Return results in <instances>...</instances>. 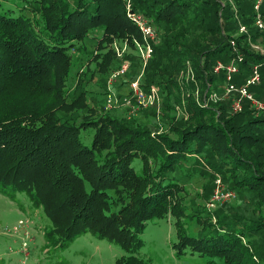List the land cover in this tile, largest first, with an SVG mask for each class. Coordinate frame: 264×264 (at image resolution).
Instances as JSON below:
<instances>
[{
	"label": "trees",
	"instance_id": "1",
	"mask_svg": "<svg viewBox=\"0 0 264 264\" xmlns=\"http://www.w3.org/2000/svg\"><path fill=\"white\" fill-rule=\"evenodd\" d=\"M130 1L156 28H175L190 16L200 25L213 22L207 30L218 38L214 47L200 51L199 74L207 75L216 60H237L238 54L243 58L237 61L235 85L245 82L253 66L264 71V55L241 46L245 36L220 31L233 18V6L249 23L255 14L246 13L253 1ZM125 2L0 0V193L10 198L25 194L31 206L42 209L50 222L44 234L48 247L63 249L89 232L127 254L116 264H142L134 254L142 247L145 226L171 217L177 255L189 252L208 258L209 264H264V113L256 116L246 101L240 113L232 114L229 102H224L228 110L224 105L216 109L189 97L185 118L167 120L173 137L106 113L78 122L87 98L83 88L75 98L67 93L72 52L94 43L98 53L92 52L90 61L104 70L114 53L102 50L113 41L132 48L142 42L125 16ZM260 14L264 17V2ZM153 49L154 54L161 47L153 44ZM151 61L157 69V61ZM85 74H79V83ZM262 76L250 92L264 103ZM198 167L213 179L219 175L235 193V210L211 215L197 204L196 214L188 212L185 186L203 174ZM246 204L251 216L245 219L237 210ZM185 218L198 229L187 226Z\"/></svg>",
	"mask_w": 264,
	"mask_h": 264
},
{
	"label": "rangeland",
	"instance_id": "2",
	"mask_svg": "<svg viewBox=\"0 0 264 264\" xmlns=\"http://www.w3.org/2000/svg\"><path fill=\"white\" fill-rule=\"evenodd\" d=\"M253 11L252 8L246 15ZM233 12V18L224 21L220 31L233 38L245 36L241 40V46L250 52L264 55V17L261 18L263 28L260 29L255 24L254 15L246 24L236 13L235 6ZM212 25L213 22L200 25L190 16V19L183 20L175 28L165 30L155 27L157 36L154 45L156 48L161 47V50L155 52L146 65L143 64L136 45L132 48L125 41H113L102 50V53L107 50L114 53L109 66L104 70L98 69V65L90 61L91 53L94 56L98 53L94 50V43H88L80 51H73L67 93L70 99L75 98L80 88H83L87 98L86 110L79 111L78 122L84 118L95 120L106 113L112 118L123 119L152 132L173 137L168 131L167 120L175 117L180 123L182 116L185 118L189 97L197 104L204 105L203 101L209 93L221 96L225 86V80L221 79L224 70L215 73L214 68L218 64L229 65L232 59L216 60V66L211 71L208 70L207 75L197 72V69L202 70L204 62V58L199 62L200 51L214 47V40L218 38L216 32L207 30ZM240 26L245 27L243 32H240ZM254 35L258 37L253 39ZM96 37H100L99 32ZM175 40L179 43L175 44ZM233 51L237 52L235 47ZM165 52L168 57H165ZM238 57L243 58L239 54ZM153 59L157 61V69L151 64ZM84 71V79L79 83V74L82 75ZM260 73L264 80V71L260 69ZM212 75L214 80L209 84L208 79ZM145 79H148L149 84ZM132 83L138 85L139 98L131 87ZM216 84L218 88H215ZM224 102H206L203 107L215 104L218 109V106L224 105L228 110ZM84 138V143L88 144L91 133ZM199 170L203 174H195L185 186L187 192L183 200L188 212L196 214L194 210L197 204H204L211 215L219 209L224 213L235 210L237 197L222 178L213 175V179L207 173L209 171L202 168ZM230 193L234 197H230ZM211 202L214 204L212 207L209 206ZM237 214L245 219L249 218V205L238 209ZM184 223L193 230L198 229L195 222L188 218L184 219ZM49 227L50 222L45 213L41 208L31 206L27 195L18 193L10 198L0 193V264H116L119 258L127 255L119 246L89 232L80 233L63 249L48 247L44 234ZM140 238L142 247L134 257L142 260V264H209L206 257L191 255L189 252L180 256L176 254L173 245L177 238L171 217L148 222Z\"/></svg>",
	"mask_w": 264,
	"mask_h": 264
},
{
	"label": "built area",
	"instance_id": "3",
	"mask_svg": "<svg viewBox=\"0 0 264 264\" xmlns=\"http://www.w3.org/2000/svg\"><path fill=\"white\" fill-rule=\"evenodd\" d=\"M253 2L255 24L258 28L261 29L263 28V24L261 20L262 16L260 14V7L263 4L264 0H253ZM125 16L127 20H129L140 33L142 42L135 41L134 43L140 53L143 64L146 65L153 55V44L156 41L157 30L155 26H153L143 14L132 9L130 0H126L125 2ZM244 30L245 27L240 26V32H243ZM229 43L230 45L234 46L233 39H229ZM237 60L241 61L242 59H239L238 57ZM220 70H224L225 77V86L223 88L222 94L221 96H217L216 93H209L203 101V106H206V102L216 103L220 100H224L225 102H229L230 111L232 112V114H236L240 113L243 110V104L246 101L248 102L250 109L256 116L264 113V103L257 100L250 92L251 87L258 85L261 82V75L258 65L253 66L250 76L241 85H235L234 83H232L233 75L237 74L238 72V66L235 59H232V62L229 65L222 66L218 64L214 68L215 73H218ZM131 85L137 97L139 98L138 85L136 83H132ZM229 195L230 197H234L233 193H230ZM213 205L214 204L212 202L209 204V206L211 207Z\"/></svg>",
	"mask_w": 264,
	"mask_h": 264
},
{
	"label": "bare ground",
	"instance_id": "4",
	"mask_svg": "<svg viewBox=\"0 0 264 264\" xmlns=\"http://www.w3.org/2000/svg\"><path fill=\"white\" fill-rule=\"evenodd\" d=\"M144 15V14H143Z\"/></svg>",
	"mask_w": 264,
	"mask_h": 264
}]
</instances>
